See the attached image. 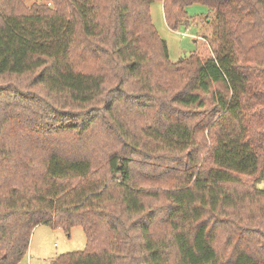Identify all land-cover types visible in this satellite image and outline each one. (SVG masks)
I'll return each mask as SVG.
<instances>
[{"label": "trees", "instance_id": "1", "mask_svg": "<svg viewBox=\"0 0 264 264\" xmlns=\"http://www.w3.org/2000/svg\"><path fill=\"white\" fill-rule=\"evenodd\" d=\"M156 1L172 30L208 6L212 55L172 62ZM263 178L264 0H0V264L41 224L87 239L47 264H264Z\"/></svg>", "mask_w": 264, "mask_h": 264}, {"label": "rangeland", "instance_id": "2", "mask_svg": "<svg viewBox=\"0 0 264 264\" xmlns=\"http://www.w3.org/2000/svg\"><path fill=\"white\" fill-rule=\"evenodd\" d=\"M28 5H31L35 1L42 2V0H25ZM188 14L192 19L190 25L184 27L181 26L177 30H172L166 23L163 4L161 1H156L151 5V17L152 21L157 28L160 36L167 42L169 49V56L172 62H176L180 58L189 56L193 53L199 54L202 58L212 55L206 37L211 35L213 30L214 16L210 12V8L201 3H194L187 7ZM7 82V80L5 81ZM21 86H26L28 81L26 79H19ZM97 130V128H96ZM98 129L94 134V142L99 150H108L112 145L118 148V145L110 137L103 138L100 135ZM106 136L108 134H105ZM109 139L106 141V139ZM136 167L139 169H145L155 179H153L152 189L156 190L163 187V182H169L173 180V177L179 172H176L174 165L165 159H157L155 162L151 160H144L137 157L135 160ZM141 163H146L151 166L144 167ZM150 185V186H151ZM259 189L264 190V178L257 184ZM157 207H163L166 202L161 200L154 201ZM160 209V208H159ZM164 211L159 210L157 215L156 232L161 234L168 229V223L162 220ZM225 235L219 234L218 239L214 243L220 257L227 258L231 253V248L225 244ZM86 235L81 226H74L69 232L60 228L52 227L50 225L41 224L34 228L29 250L27 254L18 264H47L49 261L56 257L68 253L84 251L86 249ZM261 258H264V254L260 253Z\"/></svg>", "mask_w": 264, "mask_h": 264}]
</instances>
